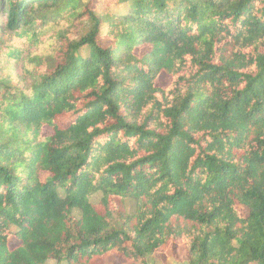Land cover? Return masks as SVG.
<instances>
[{"label":"trees","instance_id":"1","mask_svg":"<svg viewBox=\"0 0 264 264\" xmlns=\"http://www.w3.org/2000/svg\"><path fill=\"white\" fill-rule=\"evenodd\" d=\"M172 246L264 264V0H0V264Z\"/></svg>","mask_w":264,"mask_h":264},{"label":"rangeland","instance_id":"2","mask_svg":"<svg viewBox=\"0 0 264 264\" xmlns=\"http://www.w3.org/2000/svg\"><path fill=\"white\" fill-rule=\"evenodd\" d=\"M83 2H88L90 1L92 4L96 3L99 0H82ZM122 8V6H113L112 10L113 11H118ZM87 31V25L82 27L80 29V34L81 36L84 35ZM68 38L70 39H78V37H75L74 34H68ZM145 49L141 48L138 50V55H141ZM18 72H20V68L18 67ZM158 82L162 84L163 86H166L169 82V78L166 76H161L158 79ZM90 202L91 203H97L99 200V194L93 195L90 197ZM128 212L131 213L133 211V204L131 202H128L127 204ZM160 259L159 262H156L153 257L148 256L146 257V264H186L185 260V247L183 246V249L181 247L177 246H172L169 248L167 251H164L161 253V255L157 258ZM47 264H56L55 262H48ZM105 264H133L126 262L119 258L118 256L111 255L105 260Z\"/></svg>","mask_w":264,"mask_h":264}]
</instances>
